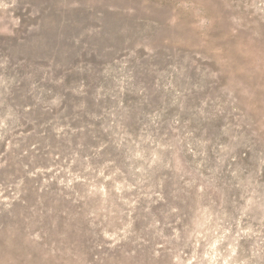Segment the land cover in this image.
<instances>
[{
    "label": "rangeland",
    "instance_id": "rangeland-1",
    "mask_svg": "<svg viewBox=\"0 0 264 264\" xmlns=\"http://www.w3.org/2000/svg\"><path fill=\"white\" fill-rule=\"evenodd\" d=\"M0 264H264V0H0Z\"/></svg>",
    "mask_w": 264,
    "mask_h": 264
}]
</instances>
